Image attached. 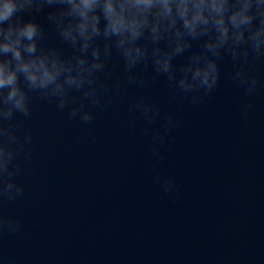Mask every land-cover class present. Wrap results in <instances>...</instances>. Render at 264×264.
I'll list each match as a JSON object with an SVG mask.
<instances>
[{
    "label": "water",
    "instance_id": "95a60500",
    "mask_svg": "<svg viewBox=\"0 0 264 264\" xmlns=\"http://www.w3.org/2000/svg\"><path fill=\"white\" fill-rule=\"evenodd\" d=\"M109 63L112 74L101 79L110 100L92 107V121L38 93L31 116L15 117L32 140L18 157L24 192L0 201L21 221L16 232L0 231L5 264H264V58L249 72L258 77L250 96L237 95L225 57L219 85L197 103L176 98L150 68L139 87L121 62ZM139 95L161 117L180 118L159 162L151 145L161 120L149 125L129 111ZM157 172L175 177L172 191Z\"/></svg>",
    "mask_w": 264,
    "mask_h": 264
},
{
    "label": "clouds",
    "instance_id": "9594fccd",
    "mask_svg": "<svg viewBox=\"0 0 264 264\" xmlns=\"http://www.w3.org/2000/svg\"><path fill=\"white\" fill-rule=\"evenodd\" d=\"M225 57L237 95L250 96L258 77L249 72L264 58V0H0V201L24 192L15 177L32 133L15 117L31 116L33 93L55 99L70 117L92 121V107L102 109L110 100L101 76H111L109 62L116 59L128 83L145 86L143 70L150 68L166 78L176 98L197 103L219 85ZM129 111L149 125L161 120L151 145L159 162L166 133L180 118L172 111L161 117L160 106L144 95ZM154 180L165 191L176 186L163 172ZM20 227L19 218L0 211V231Z\"/></svg>",
    "mask_w": 264,
    "mask_h": 264
}]
</instances>
